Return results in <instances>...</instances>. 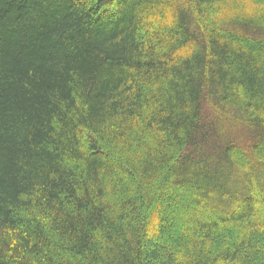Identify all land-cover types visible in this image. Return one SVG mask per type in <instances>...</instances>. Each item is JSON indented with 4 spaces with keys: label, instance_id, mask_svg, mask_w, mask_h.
<instances>
[{
    "label": "trees",
    "instance_id": "16d2710c",
    "mask_svg": "<svg viewBox=\"0 0 264 264\" xmlns=\"http://www.w3.org/2000/svg\"><path fill=\"white\" fill-rule=\"evenodd\" d=\"M0 264H264V0H0Z\"/></svg>",
    "mask_w": 264,
    "mask_h": 264
},
{
    "label": "rangeland",
    "instance_id": "374dc122",
    "mask_svg": "<svg viewBox=\"0 0 264 264\" xmlns=\"http://www.w3.org/2000/svg\"><path fill=\"white\" fill-rule=\"evenodd\" d=\"M210 140V139H209ZM211 142V141H210Z\"/></svg>",
    "mask_w": 264,
    "mask_h": 264
}]
</instances>
